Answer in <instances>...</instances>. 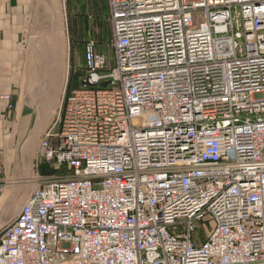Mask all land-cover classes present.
<instances>
[{
  "label": "built area",
  "instance_id": "built-area-1",
  "mask_svg": "<svg viewBox=\"0 0 264 264\" xmlns=\"http://www.w3.org/2000/svg\"><path fill=\"white\" fill-rule=\"evenodd\" d=\"M109 7L0 264H264V0Z\"/></svg>",
  "mask_w": 264,
  "mask_h": 264
},
{
  "label": "crops",
  "instance_id": "crops-1",
  "mask_svg": "<svg viewBox=\"0 0 264 264\" xmlns=\"http://www.w3.org/2000/svg\"><path fill=\"white\" fill-rule=\"evenodd\" d=\"M111 37L109 0H0V169L4 165L10 173L21 167L24 178L28 159L37 158L33 150L52 125L50 108L60 92L61 72L52 79L50 70L62 68L67 39L70 48L93 39L108 53ZM24 182L0 196V228L35 184Z\"/></svg>",
  "mask_w": 264,
  "mask_h": 264
},
{
  "label": "rangeland",
  "instance_id": "rangeland-1",
  "mask_svg": "<svg viewBox=\"0 0 264 264\" xmlns=\"http://www.w3.org/2000/svg\"><path fill=\"white\" fill-rule=\"evenodd\" d=\"M67 51L64 54H61L62 59L61 62L63 61V66L62 68H53L50 70L51 78L53 79L54 74L59 73L57 76L58 81H61L59 83V96L58 99L55 100L51 104V113L50 115H53V120H52V125L54 124L57 114L59 112L62 100H63V95L64 91L66 90L67 92L73 88L79 87L80 85V76L81 73L83 72L84 69V47L85 45H81L79 43H71L72 49L69 47V41L67 39ZM85 44V43H84ZM108 50V48H107ZM108 53H110V57L113 58L114 52L113 49L109 48ZM52 81V80H51ZM57 86V84H55ZM51 86V85H50ZM53 111V112H52ZM55 111V112H54ZM37 142L34 143L32 147L33 149L37 148ZM38 152L33 150L34 155H37L38 158ZM35 158V157H34ZM33 158V159H34ZM28 159L29 165L27 167L26 171V177H21V172L19 171L21 169L17 168L13 171L10 170V173H6L5 167L3 165L2 171H0V196H4L8 191H10L11 188L17 190L19 189V185L21 184V180H26L24 183H29L30 185L34 184L36 186L39 181L40 177L42 176H52L56 174V171H54L55 165L47 163L45 161H39L38 159ZM0 169V170H1Z\"/></svg>",
  "mask_w": 264,
  "mask_h": 264
},
{
  "label": "trees",
  "instance_id": "trees-1",
  "mask_svg": "<svg viewBox=\"0 0 264 264\" xmlns=\"http://www.w3.org/2000/svg\"><path fill=\"white\" fill-rule=\"evenodd\" d=\"M84 74V69H83V72L81 73V76H80V85L82 84V75ZM82 86V85H81ZM80 87V86H79ZM66 170V168L65 167H57V168H54V171H56V172H63V171H65Z\"/></svg>",
  "mask_w": 264,
  "mask_h": 264
},
{
  "label": "water",
  "instance_id": "water-1",
  "mask_svg": "<svg viewBox=\"0 0 264 264\" xmlns=\"http://www.w3.org/2000/svg\"><path fill=\"white\" fill-rule=\"evenodd\" d=\"M107 84H108V82H103L101 85L106 86Z\"/></svg>",
  "mask_w": 264,
  "mask_h": 264
}]
</instances>
